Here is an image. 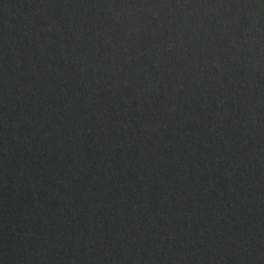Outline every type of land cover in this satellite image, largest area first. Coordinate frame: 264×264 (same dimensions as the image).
<instances>
[{"label": "water", "instance_id": "water-1", "mask_svg": "<svg viewBox=\"0 0 264 264\" xmlns=\"http://www.w3.org/2000/svg\"><path fill=\"white\" fill-rule=\"evenodd\" d=\"M0 264H264V0H0Z\"/></svg>", "mask_w": 264, "mask_h": 264}]
</instances>
